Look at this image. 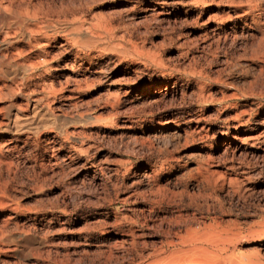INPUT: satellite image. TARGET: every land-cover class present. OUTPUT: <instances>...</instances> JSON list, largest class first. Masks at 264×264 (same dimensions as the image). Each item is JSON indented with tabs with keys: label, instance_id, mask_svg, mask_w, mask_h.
<instances>
[{
	"label": "rangeland",
	"instance_id": "rangeland-1",
	"mask_svg": "<svg viewBox=\"0 0 264 264\" xmlns=\"http://www.w3.org/2000/svg\"><path fill=\"white\" fill-rule=\"evenodd\" d=\"M12 3L57 39L2 63L0 264H264V0ZM35 98L82 144L1 127Z\"/></svg>",
	"mask_w": 264,
	"mask_h": 264
},
{
	"label": "bare ground",
	"instance_id": "bare-ground-1",
	"mask_svg": "<svg viewBox=\"0 0 264 264\" xmlns=\"http://www.w3.org/2000/svg\"><path fill=\"white\" fill-rule=\"evenodd\" d=\"M10 1L13 2L11 4L12 5V10L15 11V12H17L18 11L17 9L19 8V7H17L18 0H15V3H14V0H10ZM6 11L7 10L5 8H0V16H3L6 13ZM237 12L239 13L238 15H240V16H241V14L244 13L242 9L237 10ZM16 16H17V14H16ZM24 17H25L26 20L32 22L33 20H36V13L26 14V16H24ZM45 26H47L49 28L51 27V25H45ZM90 32L91 31H88L87 28L86 29L83 28V27L77 28L76 30L71 31L68 34L69 38H64V39L66 41H71V43H72V40L74 41L75 39H78V38H86V40H89V36H90V34H92ZM29 33H30L29 31H22L20 34H21V36L23 38H7V37H4V36H0V75L5 76L7 74V72L4 69H2V63H7L10 66H15V67L17 66V70H15V72H17V74H21V75L22 74H25L27 72H30L32 69H35L36 66H37V64H40L41 63V62L38 63V60H36L33 63H31V64H26L25 63V64H22V65H18L16 63V58H17L16 56L20 55L22 53L23 49L25 48V47L24 48L19 47L18 45L20 43H24V44L28 45L30 48H32V47H39L41 49V51L43 52V54L47 55L48 50L46 49V43H45V41L47 42L49 39H53V41H54V39H57V38H29V36H30ZM73 37H76V38H73ZM94 38H96V37H94ZM81 42L82 41L80 40L77 43L79 44ZM83 42H85V41H83ZM87 43H88V41H87ZM48 44H49V42H48ZM49 46H50V44H49ZM39 48H38V50H39ZM24 50L26 51V49H24ZM25 51H23V52H25ZM36 54H37V52H36ZM42 56H44V55H42ZM257 57H258V55H252L249 59L251 61H254V60H257L258 59ZM260 58H263V53H261ZM31 59H30V61H32ZM46 59L47 58H45V60ZM41 94L43 95L42 97H44L45 95H47V94H45V92L43 93V91H42ZM145 94H146L145 97L144 96H139V97H137V99L138 100H142L143 98L148 99L151 93L149 91H147ZM40 97H41V95H40ZM40 100L41 99L35 98V99H33L31 101V103L29 105H26L27 107L25 108V113L22 114L23 116L20 117L21 119L20 118H17L15 116L16 119H20V120H14L12 122L13 124L11 126H9V124L7 125V123H3V125L1 127L2 128H5L4 130H8V131H11V132H14V133H22V132H32L33 133L34 132L35 134H37L38 131L41 128L44 129V127H51V130H53L56 134L66 135L65 136L66 139L69 140L72 145H75L76 146V145L82 144L83 137H80L79 135H77V133H75L74 130L73 131H71V130L70 131H66L65 130V125L68 122L66 124H60V123H58L57 122V118L60 115L59 114L56 115V113L54 114L50 110V108L49 107H46L44 104H42L40 102ZM17 106L19 107V105H17ZM71 117L72 116H70V118ZM61 118H63V117H61ZM67 118L68 117H66V120H69L70 119V118L69 119H67ZM241 118L238 115H236V117H235L236 121H235V124H233V127L239 128L240 126H242L244 124V122L241 120ZM63 120H65V119L63 118ZM71 120L74 121L75 118H74V120L73 119H71ZM71 120H69V121H71ZM249 132H251L250 135H248L247 137H245L244 141H247V140H257L258 139V136L256 135L257 133H255V131H249ZM262 142L264 143V138L261 140V143ZM116 241L118 243H123L124 244L125 239L120 236V237L116 238Z\"/></svg>",
	"mask_w": 264,
	"mask_h": 264
}]
</instances>
